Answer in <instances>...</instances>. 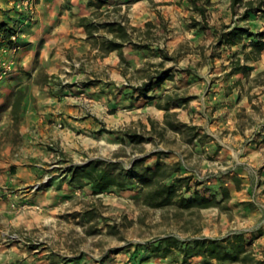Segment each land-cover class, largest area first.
I'll list each match as a JSON object with an SVG mask.
<instances>
[{"label": "rangeland", "instance_id": "obj_1", "mask_svg": "<svg viewBox=\"0 0 264 264\" xmlns=\"http://www.w3.org/2000/svg\"><path fill=\"white\" fill-rule=\"evenodd\" d=\"M103 1L97 0L100 5ZM105 1L108 8L93 9L90 14L92 29L101 34L104 28L118 32L121 26L126 29V39L142 47L137 48V52L133 48L130 57L118 63L121 73L127 76V86L140 89L150 78L167 75L170 70L181 73L186 65H192L191 78L195 81L168 85L169 91L156 100L144 96L143 106L154 112L151 119L111 127L106 130L107 140H98L92 147H84L87 143L84 142L78 156L71 157L70 153L66 155L63 150H57L58 160H63L59 175H68L64 176L61 186L65 192L69 187V192L63 195L58 209L46 215V223L31 228H0L6 229L4 254L8 256L1 257L0 264H264V211L261 217H252L260 204L239 203L234 199L228 185L233 183L234 188L239 189L236 179L211 185L217 176L208 167L212 166V160L207 159L208 165L204 166L205 159L199 155L198 143L207 140L200 133V122L207 109L202 107V84L196 81L205 73V57L213 54L214 43L221 40L226 47L231 44L220 34V29L230 24H225L228 20L218 23V15L231 13L240 21L249 7L253 14L264 17V0H242L233 11L231 0ZM242 41L251 47L254 43L264 46V30L249 33L239 43ZM150 43L156 47L146 46ZM91 44L104 49L101 40ZM227 55L229 57L225 53V59ZM259 55L260 52L251 49L250 56ZM6 74L7 69L0 67V76ZM39 75L42 78L43 75ZM140 79L145 81L139 83ZM252 81L256 86L264 85V71ZM18 92L26 96L28 85ZM14 99L15 95L0 105V127H4L0 130V142H22L17 134L22 106H12L10 114L6 110ZM163 107L170 108L169 112L156 118V109ZM182 111L191 123L189 127L178 118ZM237 115L241 126L251 127L264 121L258 104L249 115L243 111ZM9 117L12 123L8 124ZM100 142L120 144L104 146ZM151 150L160 155H179L183 163L170 159L148 162L145 155ZM90 158L92 160L86 162ZM97 161L102 163L97 170H105L116 185L100 191L75 173L77 167ZM147 168L153 174L145 172ZM131 171L133 177L127 181L125 174ZM142 173L151 178L150 181H139L138 175ZM164 186H172L174 190L170 195L159 196L157 192ZM2 191L12 195L8 189ZM194 196L205 197L208 203H189ZM12 207L18 208L15 204ZM234 233H243L247 252L244 260L219 261L209 256L188 257L186 254L195 240H223ZM14 245L16 249L11 250ZM30 255L33 259L29 262Z\"/></svg>", "mask_w": 264, "mask_h": 264}, {"label": "crops", "instance_id": "obj_2", "mask_svg": "<svg viewBox=\"0 0 264 264\" xmlns=\"http://www.w3.org/2000/svg\"><path fill=\"white\" fill-rule=\"evenodd\" d=\"M19 1L0 0V23L16 31L17 45L13 50L0 37V67L7 69V74L0 76V105L28 85L17 125L22 142H0V228L12 229L46 223V215L58 209L63 195L69 192V187L65 192L61 186L66 173L59 175L63 160H58L57 150L76 157L83 151L79 149L84 142H87L84 147H92L98 140H107L106 130L111 127L151 119L154 112L143 106L144 96L156 100L169 91L168 85L195 81L191 78L192 65H186L181 73L170 70L167 75L150 78L152 86L146 93H140L137 86H127V76L121 73L118 63L130 57L133 48L137 52L142 47L126 39V29L121 26L118 32L104 28L101 34L93 29L88 32L83 26L93 23L90 17L93 9L108 8L105 0L103 5L97 0H41L33 13L18 9ZM218 16V23L228 20L225 24H230L222 27L220 34L231 44L226 47L221 40L214 43L213 54L205 57V73L196 80L202 84V107L207 109L200 122V133L207 140L198 143L199 155L206 160L204 166L208 165L207 159L212 160V166L208 167L217 176L211 185L236 179L239 189L233 183L228 189L239 203L260 204L252 214L253 218H259L264 211V121L251 127L241 126L237 114L243 111L249 115L257 104L264 114V85L252 83L264 71V47L259 57L253 58L250 56L253 44L251 47L244 41L239 43L245 35L264 30V17L253 11L244 12L240 21L231 13ZM100 40L102 50L91 44ZM111 44L118 47L111 49ZM148 45L150 49L156 47L153 43ZM225 53L229 54L226 59ZM159 77L162 80L157 86ZM143 81L140 79L139 83ZM12 105L13 100L7 106L8 114ZM169 110L156 109V118ZM178 118L187 122L184 124L187 127L191 124L183 111ZM8 121L12 123L10 117ZM145 156L152 163L168 159L183 163L179 155H160L155 150ZM45 178L49 181L44 182ZM3 189L10 190L12 195ZM5 231L0 229L3 259L8 257L4 254ZM10 248L16 249L15 245ZM31 259L30 255L29 262Z\"/></svg>", "mask_w": 264, "mask_h": 264}, {"label": "trees", "instance_id": "obj_3", "mask_svg": "<svg viewBox=\"0 0 264 264\" xmlns=\"http://www.w3.org/2000/svg\"><path fill=\"white\" fill-rule=\"evenodd\" d=\"M242 0H231L230 9L233 11L235 6L241 3ZM248 6L251 4L249 2H246ZM252 8L246 7L245 14L248 11H251ZM86 31H90L92 29V26L90 24L83 25ZM16 34V31L13 28H9L6 23H0V37L6 42V45L10 48L16 47V42H13L11 40V37ZM118 47L116 44H111V49H116ZM263 44H253V49L256 50L257 53H259L263 49ZM255 58V57H253ZM242 69V68H238ZM162 80L161 77L158 78L155 85H159L160 81ZM152 84L149 82L147 84H143V86L140 88V93H146L151 89ZM18 93V94H17ZM15 94V99L13 102L14 108H19L21 104V100L23 98V94L17 92ZM166 110V108H164ZM171 126V124H169ZM102 164L101 162H91L87 164L86 166L77 167L75 173H79V178L86 179L89 183L93 185V187L97 190L102 191L103 189L116 185V181L113 178H110L105 172V170H97V168ZM150 168L145 169V172H150ZM96 172V173H95ZM132 171L127 172L125 175H128L125 177L127 181H130L133 177ZM153 174V172L151 173ZM131 178V179H129ZM151 178H148L145 176V174L138 175V180L141 182H148ZM119 184V183H118ZM172 186H164L161 191L157 192L159 196L172 193L173 191ZM189 203H208V199L202 196H194L189 200ZM206 206V205H205ZM246 244L244 242L243 233H234L231 236H229L226 239L223 240H207V239H201V240H195L193 242V246L191 248H188L186 251L188 257H195V256H209L213 257L219 261L223 260H229V261H238V260H244L247 256V252L245 250ZM242 257V258H240Z\"/></svg>", "mask_w": 264, "mask_h": 264}, {"label": "built area", "instance_id": "obj_4", "mask_svg": "<svg viewBox=\"0 0 264 264\" xmlns=\"http://www.w3.org/2000/svg\"><path fill=\"white\" fill-rule=\"evenodd\" d=\"M36 0H20L17 4L16 7L18 9H24L26 11H28V13H33L34 11V6L36 5ZM41 1V0H38ZM11 40L13 42H15L16 40V34L14 36L11 37ZM16 48V47H15ZM13 48V50L15 49ZM37 187H35L34 189H36Z\"/></svg>", "mask_w": 264, "mask_h": 264}]
</instances>
